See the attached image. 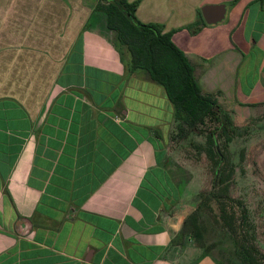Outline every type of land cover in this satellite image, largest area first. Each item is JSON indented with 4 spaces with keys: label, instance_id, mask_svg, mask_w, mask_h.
<instances>
[{
    "label": "crops",
    "instance_id": "0c3cea01",
    "mask_svg": "<svg viewBox=\"0 0 264 264\" xmlns=\"http://www.w3.org/2000/svg\"><path fill=\"white\" fill-rule=\"evenodd\" d=\"M97 2L0 0V264H217L181 234L194 204L168 166L173 105L128 70ZM137 15L173 31L237 121L257 118L264 0H141Z\"/></svg>",
    "mask_w": 264,
    "mask_h": 264
},
{
    "label": "trees",
    "instance_id": "16d2710c",
    "mask_svg": "<svg viewBox=\"0 0 264 264\" xmlns=\"http://www.w3.org/2000/svg\"><path fill=\"white\" fill-rule=\"evenodd\" d=\"M140 2L98 0L95 9L106 14L107 28L113 33L112 43L128 70L146 72L165 89L174 109L171 139L188 141L208 161L211 188L183 198L184 203L197 206L186 217L182 231L193 235L206 248L199 210L209 208L215 219L236 238L241 262L264 264V252L256 244L255 229L253 234L244 228V225L251 227L246 224L248 209L232 194L237 153L231 143L243 136L247 128L235 123L234 113L224 108L215 94L203 91L195 65L174 42L173 31H166L162 23L144 22L138 17Z\"/></svg>",
    "mask_w": 264,
    "mask_h": 264
},
{
    "label": "rangeland",
    "instance_id": "374dc122",
    "mask_svg": "<svg viewBox=\"0 0 264 264\" xmlns=\"http://www.w3.org/2000/svg\"><path fill=\"white\" fill-rule=\"evenodd\" d=\"M259 113L254 116L257 118L250 117L244 121L235 118V123L247 130L231 143V148L237 153L232 194L245 203L249 212L246 224L251 227L244 225V228L250 229L253 234L255 229L256 244L264 252V106ZM242 150L244 156L241 157ZM167 151L169 169L186 197L211 188L212 175L205 155H199L188 141H174L171 137ZM196 206L192 205V210ZM236 211L240 216L238 207ZM199 214L203 241L207 247H201L194 236L184 233L182 228L181 234L190 237L197 247L211 254L217 264H243L237 256L239 247L236 238L215 219L209 208L199 210Z\"/></svg>",
    "mask_w": 264,
    "mask_h": 264
},
{
    "label": "water",
    "instance_id": "95a60500",
    "mask_svg": "<svg viewBox=\"0 0 264 264\" xmlns=\"http://www.w3.org/2000/svg\"><path fill=\"white\" fill-rule=\"evenodd\" d=\"M203 16L208 23H217L225 17V6L205 5L202 8Z\"/></svg>",
    "mask_w": 264,
    "mask_h": 264
}]
</instances>
